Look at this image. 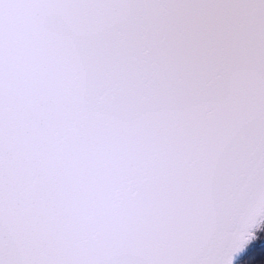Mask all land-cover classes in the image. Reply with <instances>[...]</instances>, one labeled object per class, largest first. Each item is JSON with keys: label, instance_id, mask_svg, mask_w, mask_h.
Instances as JSON below:
<instances>
[{"label": "snow or ice", "instance_id": "1", "mask_svg": "<svg viewBox=\"0 0 264 264\" xmlns=\"http://www.w3.org/2000/svg\"><path fill=\"white\" fill-rule=\"evenodd\" d=\"M0 264H264V0H0Z\"/></svg>", "mask_w": 264, "mask_h": 264}]
</instances>
